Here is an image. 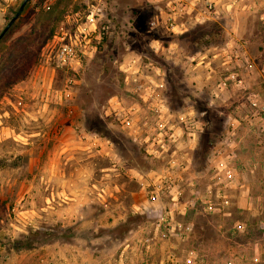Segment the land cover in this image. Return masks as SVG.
Listing matches in <instances>:
<instances>
[{
  "label": "rangeland",
  "instance_id": "obj_1",
  "mask_svg": "<svg viewBox=\"0 0 264 264\" xmlns=\"http://www.w3.org/2000/svg\"><path fill=\"white\" fill-rule=\"evenodd\" d=\"M192 1L175 32L162 0L27 3L0 40V264H264V202L212 160L254 108L230 50L264 0Z\"/></svg>",
  "mask_w": 264,
  "mask_h": 264
},
{
  "label": "crops",
  "instance_id": "obj_2",
  "mask_svg": "<svg viewBox=\"0 0 264 264\" xmlns=\"http://www.w3.org/2000/svg\"><path fill=\"white\" fill-rule=\"evenodd\" d=\"M243 43L230 50V53L240 67L238 71L243 81L241 85L243 83L248 100L252 102L254 108L249 105V109L244 110L248 116L241 122L232 123L236 131L233 139L234 149L227 150V144L224 143L226 146L217 147L216 152L219 154L213 156L212 160L225 164L229 169L224 171L227 177L233 176L231 170L234 169V179L232 181L224 179L223 188L228 192L230 188H235L239 194V208L250 210L253 207L257 209L260 201L264 202V140L256 139L253 141L254 144L247 141L248 138L251 140L252 131L259 137L264 136V118L257 121L254 117L256 113L262 114L264 109V40L255 36ZM241 49L246 50V57L239 53ZM234 158L237 160V166L232 164Z\"/></svg>",
  "mask_w": 264,
  "mask_h": 264
},
{
  "label": "built area",
  "instance_id": "obj_3",
  "mask_svg": "<svg viewBox=\"0 0 264 264\" xmlns=\"http://www.w3.org/2000/svg\"><path fill=\"white\" fill-rule=\"evenodd\" d=\"M162 1L165 2V6H166V11L162 12L164 14V17H162L163 19L161 18L159 19L157 16L155 20L152 22V24L156 25L161 20L173 32H175V30L177 29H181L182 27H184V22H183L184 18L186 16H190L193 11L192 9L196 6V3H194V1L189 2V0H162ZM211 7H212L211 4L205 5L203 10L198 13L195 19L199 20L200 18L201 20H206V18L208 17L207 15L212 13ZM71 51L72 48L70 46L64 45L63 50L58 55V59H60V61H62L63 64L65 65L68 64V61L70 60V55H72L70 53ZM237 83L240 84L241 81L237 79ZM262 111H264V109H262Z\"/></svg>",
  "mask_w": 264,
  "mask_h": 264
},
{
  "label": "water",
  "instance_id": "obj_4",
  "mask_svg": "<svg viewBox=\"0 0 264 264\" xmlns=\"http://www.w3.org/2000/svg\"><path fill=\"white\" fill-rule=\"evenodd\" d=\"M30 0H24L23 3L20 6V9L18 11V13L13 17V19L9 22V24L6 26V28L4 29V31L1 33L0 35V40L5 36V34L7 33V31L10 29V27L14 24V22L19 18V16L21 15V13L23 12L25 6L27 5V3Z\"/></svg>",
  "mask_w": 264,
  "mask_h": 264
},
{
  "label": "flooded vegetation",
  "instance_id": "obj_5",
  "mask_svg": "<svg viewBox=\"0 0 264 264\" xmlns=\"http://www.w3.org/2000/svg\"><path fill=\"white\" fill-rule=\"evenodd\" d=\"M189 128L191 129L192 127L190 126Z\"/></svg>",
  "mask_w": 264,
  "mask_h": 264
}]
</instances>
